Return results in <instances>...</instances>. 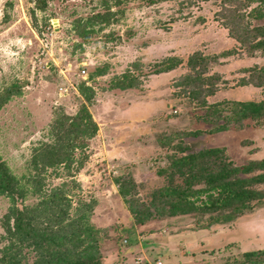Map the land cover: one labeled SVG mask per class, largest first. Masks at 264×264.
Instances as JSON below:
<instances>
[{"label":"rangeland","instance_id":"374dc122","mask_svg":"<svg viewBox=\"0 0 264 264\" xmlns=\"http://www.w3.org/2000/svg\"><path fill=\"white\" fill-rule=\"evenodd\" d=\"M258 4L0 0V163L14 189L0 194V264H49V238L66 239L65 251L94 244L101 264H244L264 250V204L231 223L154 212L141 224L121 194L150 202L176 171L171 156L223 147L237 165L264 159L263 122L211 133L215 116L178 85L199 51L218 83L209 104L264 98V85L237 86L264 65L234 31L264 25L250 15ZM168 58L178 65L159 72ZM18 212L36 238L15 231Z\"/></svg>","mask_w":264,"mask_h":264},{"label":"trees","instance_id":"16d2710c","mask_svg":"<svg viewBox=\"0 0 264 264\" xmlns=\"http://www.w3.org/2000/svg\"><path fill=\"white\" fill-rule=\"evenodd\" d=\"M251 11L253 12L250 15L257 21L264 20V0H259V4ZM31 17L33 19L35 17L33 10ZM235 29H233L236 33L235 38L240 47L251 55L255 51L264 53V25L247 28L238 24ZM231 34L233 35V33ZM205 57L199 51L193 52L189 56L187 60L189 72L178 85L184 86V91L181 92L186 93L190 101L198 102V105L202 107L206 106V117H210V114L215 116V121L211 124L209 132L227 131L231 123L235 124L237 129H243L247 119L264 124V98L260 101L225 100L218 104L207 102V97L217 92L218 83L215 74L204 76V73L207 72L204 66ZM169 59L165 60V65L163 64L164 67L159 72L172 70L178 65L175 62V60L179 61L178 59H171L173 63ZM243 71L250 74L249 80L242 77L237 82V86L261 87L264 85V65L259 69L257 66L244 68ZM224 108H227L225 116L222 114ZM229 114L231 115L228 116ZM220 118H225V120L220 123ZM206 120L209 122L208 118ZM79 126L81 125L79 124ZM81 130L86 129L82 128ZM193 133L190 134L193 135ZM170 159L172 161L179 159V161H175L176 171L175 173L170 172L168 185L158 189L155 193H148V196L151 197L150 202L132 195H129L127 199L125 197L128 195L127 191L121 188V194L124 196L125 202L130 205L136 222L142 224L153 217L154 212H161L163 216L199 214L207 216L210 224L231 223L244 215L245 212L259 208L264 204V159L249 160L245 164L237 165L229 159L223 147H210L199 152H189L181 157L171 156ZM169 168L166 167L163 172H167ZM131 183L132 188H135L133 180ZM203 191L212 193L210 194L212 198L209 202L198 206L194 200H191V197L197 196ZM0 194L9 198H12L14 194L10 174L1 163ZM23 218L24 215L18 212L15 218V231L24 235L23 238H36L37 232L33 227H28ZM44 240L54 253V255L47 256L49 264H101L100 253L94 244H88L77 251H65L66 239L49 238ZM60 248H62L61 252H59ZM263 254L264 250L246 252L247 260L244 264L264 263V259L260 258Z\"/></svg>","mask_w":264,"mask_h":264},{"label":"built area","instance_id":"2783aa9c","mask_svg":"<svg viewBox=\"0 0 264 264\" xmlns=\"http://www.w3.org/2000/svg\"><path fill=\"white\" fill-rule=\"evenodd\" d=\"M155 264H160V261L156 262Z\"/></svg>","mask_w":264,"mask_h":264}]
</instances>
